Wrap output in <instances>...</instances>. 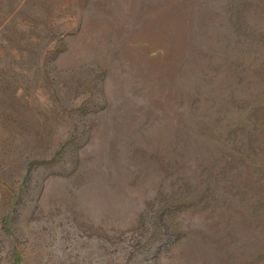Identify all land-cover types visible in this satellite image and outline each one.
Segmentation results:
<instances>
[{
	"label": "rangeland",
	"instance_id": "1",
	"mask_svg": "<svg viewBox=\"0 0 264 264\" xmlns=\"http://www.w3.org/2000/svg\"><path fill=\"white\" fill-rule=\"evenodd\" d=\"M0 264H264V0H0Z\"/></svg>",
	"mask_w": 264,
	"mask_h": 264
}]
</instances>
